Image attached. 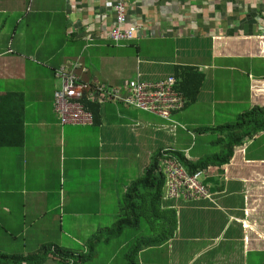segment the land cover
Wrapping results in <instances>:
<instances>
[{
    "label": "crops",
    "instance_id": "0c3cea01",
    "mask_svg": "<svg viewBox=\"0 0 264 264\" xmlns=\"http://www.w3.org/2000/svg\"><path fill=\"white\" fill-rule=\"evenodd\" d=\"M117 1L0 0V124L24 131L23 145H0V255L28 258L51 246L45 262L72 263L56 251L84 253L98 229L113 227L127 185L154 156L208 157L194 146L206 149L224 135L211 130L232 122L220 117L264 107V0H125L126 25L138 29L115 43L107 34ZM176 66L195 70L202 82L195 102L170 119L120 101L101 104L100 121L89 125L61 124L54 113L60 67L81 82L121 88L164 80ZM240 78L248 107L235 116ZM9 128L0 134L8 137ZM211 133L217 137L206 141ZM259 140L264 132L236 146L228 164L209 167L200 179L209 199L164 201L177 229L163 264H259L264 159L249 154ZM148 252L159 251L143 250L138 264H159ZM97 257L110 264L115 251Z\"/></svg>",
    "mask_w": 264,
    "mask_h": 264
},
{
    "label": "trees",
    "instance_id": "16d2710c",
    "mask_svg": "<svg viewBox=\"0 0 264 264\" xmlns=\"http://www.w3.org/2000/svg\"><path fill=\"white\" fill-rule=\"evenodd\" d=\"M173 77L177 82L176 90L186 100L183 108L195 102L202 82V75L189 67L176 66ZM86 108L93 114V123H98L100 121V104L89 103L86 104ZM1 128L9 127L0 124ZM14 128H18L17 131ZM211 130L220 131L224 135L212 143L220 147L216 153L208 157L189 161L179 152L166 150L163 153L169 152L168 154L173 155L189 173L207 170L209 167L220 168L230 162L236 146L243 145L246 139L264 132V107L254 106L250 110L240 113L234 121L211 128ZM7 131L10 132V135L6 138L4 132L0 134L1 146L18 147L23 145L24 131L21 125L18 127L11 125ZM163 153L154 156L144 172L127 185L121 197V214L113 227L98 229L88 239L84 253L73 254L62 250L56 251L57 255L60 258L63 255L66 259L71 256L72 263L68 262L67 264L89 262L100 254L97 249L102 242L110 243L112 236L121 234L125 228L131 229V238H133L128 252L124 255L127 264H138L137 256L143 250L157 249L162 252L177 229L176 212L171 208L163 207L166 183L161 164ZM51 250V246H44L39 255H32L28 258L0 255V260L7 262L25 260L27 263L37 260V263L42 264L51 254Z\"/></svg>",
    "mask_w": 264,
    "mask_h": 264
},
{
    "label": "built area",
    "instance_id": "2783aa9c",
    "mask_svg": "<svg viewBox=\"0 0 264 264\" xmlns=\"http://www.w3.org/2000/svg\"><path fill=\"white\" fill-rule=\"evenodd\" d=\"M128 10L125 0L116 2L115 23L107 34L115 43L132 40L138 29L135 24L126 25ZM54 75L61 82L60 88L53 95L54 113L61 124H92L93 114L86 108L89 103L101 105L108 101H120L164 119H170L186 103L184 96L176 90L177 82L173 76L157 82L135 79L127 81L121 88H111L104 83L81 82L78 76L63 67L57 69ZM168 153H163L161 162L162 173L166 178L163 201L209 199L208 189L200 181L208 169L189 173Z\"/></svg>",
    "mask_w": 264,
    "mask_h": 264
},
{
    "label": "rangeland",
    "instance_id": "374dc122",
    "mask_svg": "<svg viewBox=\"0 0 264 264\" xmlns=\"http://www.w3.org/2000/svg\"><path fill=\"white\" fill-rule=\"evenodd\" d=\"M261 66L264 68V63ZM236 80L239 83L238 88L240 91V93L238 94V97L242 98L243 103L239 109H237L234 106L235 104H232L230 111L235 116L238 115V111L243 112L248 107V104L246 102H244V100L246 101V98L243 94H246V92L245 91L243 92V79L240 78V79H236ZM242 92H243V94H242ZM249 109H247V110H249ZM220 119L226 120V121H234L235 120V118H232L230 116H227L226 118L220 117ZM216 137H217V133H211V134H209V136L206 137V141H213ZM262 141L263 140H259L258 142H256L252 146L251 151H249L250 157L264 159V142H262ZM190 147H189V149H190ZM195 147H198V149H201V151L199 150V153H198L199 156H209L208 154L216 153L219 150L220 146L218 147L216 145H213L211 142L206 147V149H205V147H201V146H194V149H195ZM162 169H163V167H162ZM164 193H165V191H164ZM259 200L261 202L262 199L259 198ZM163 204H164V201H163ZM167 204H169V202H167ZM114 225L115 224H113V226ZM131 232H132L131 229L125 228L121 234L113 235L111 238L112 245H108V244L102 242L100 244V246L98 247L97 252L101 253L102 255L107 257L109 254H112L115 251V258L113 261H111L110 264H127V262L124 259V255H125V253L128 252L129 246L132 243L133 238H131L132 237ZM23 247L24 246L22 245V243H17L16 251H19V252L22 251ZM34 247L35 246H28V249L33 250ZM152 253H156L157 254V256H156L157 262L159 264H163V259L165 257L163 252H148V255H151ZM36 255H39V254H36ZM99 263H100V258L96 257L93 262H84L82 264H99ZM0 264H14V263L11 261L7 262L5 260H0ZM32 264H41V263L33 262ZM45 264H59V262L57 260L46 261ZM259 264H264V254H260V256H259Z\"/></svg>",
    "mask_w": 264,
    "mask_h": 264
},
{
    "label": "clouds",
    "instance_id": "9594fccd",
    "mask_svg": "<svg viewBox=\"0 0 264 264\" xmlns=\"http://www.w3.org/2000/svg\"><path fill=\"white\" fill-rule=\"evenodd\" d=\"M179 111V110H178ZM177 112V111H176Z\"/></svg>",
    "mask_w": 264,
    "mask_h": 264
}]
</instances>
